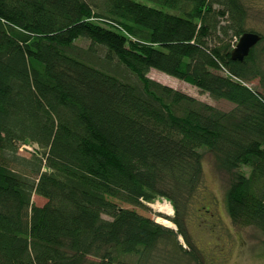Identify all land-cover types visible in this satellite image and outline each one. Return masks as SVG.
Instances as JSON below:
<instances>
[{
	"label": "trees",
	"instance_id": "1",
	"mask_svg": "<svg viewBox=\"0 0 264 264\" xmlns=\"http://www.w3.org/2000/svg\"><path fill=\"white\" fill-rule=\"evenodd\" d=\"M148 1L0 0V264H203L186 214L205 151L232 220L264 234V35L233 60L254 31L242 0ZM100 48L136 80L96 64ZM159 198L176 228L136 208Z\"/></svg>",
	"mask_w": 264,
	"mask_h": 264
},
{
	"label": "rangeland",
	"instance_id": "2",
	"mask_svg": "<svg viewBox=\"0 0 264 264\" xmlns=\"http://www.w3.org/2000/svg\"><path fill=\"white\" fill-rule=\"evenodd\" d=\"M140 1L153 5V2L148 0ZM242 1L248 9L246 28L264 35V0ZM221 18H225L222 19L223 24L228 23L226 17ZM124 34L129 35L125 31ZM238 40L239 38L235 37L233 42L238 43ZM76 43L81 47L87 48L90 41L80 38L76 40ZM262 51H264V42L260 46L258 53L261 54ZM262 56V63L264 65V54ZM105 57L106 51L100 48L97 50V54L93 57V60L96 64H99L102 68L113 74L117 73L119 76L124 77V79L136 80L116 59L112 62H104ZM148 76L220 109H230L233 107V104L230 102L214 99L208 93L200 91L195 86L157 69L152 68ZM254 83L260 86L259 79ZM29 145H22V149H19L21 155L31 156L30 152L25 151L34 150ZM204 155L203 183L195 196V201L186 214L189 235L193 244L199 250L201 249L204 260L203 264H264L263 232L254 226L238 225L232 220L225 205V192L229 185V176L217 168L215 159L209 151H205ZM33 201L35 204L42 205L46 202V199L35 194ZM158 201L171 204L167 199L159 198L154 203H147L148 210L138 206L136 208L141 213L155 218L156 221L176 228L175 223L171 220L175 216L173 205L171 204L173 213L169 215L155 207V203ZM125 206L132 207L129 204H125ZM179 239L188 246L182 237H179Z\"/></svg>",
	"mask_w": 264,
	"mask_h": 264
},
{
	"label": "water",
	"instance_id": "3",
	"mask_svg": "<svg viewBox=\"0 0 264 264\" xmlns=\"http://www.w3.org/2000/svg\"><path fill=\"white\" fill-rule=\"evenodd\" d=\"M262 35L259 32L255 31H247L244 32L238 40L237 45L232 50L231 57L233 60L243 61L245 57H247L251 51V49L257 45V43L261 40ZM181 247L184 250H189V247L186 246L181 241Z\"/></svg>",
	"mask_w": 264,
	"mask_h": 264
},
{
	"label": "bare ground",
	"instance_id": "4",
	"mask_svg": "<svg viewBox=\"0 0 264 264\" xmlns=\"http://www.w3.org/2000/svg\"><path fill=\"white\" fill-rule=\"evenodd\" d=\"M155 207L158 210L164 211L165 213H167L169 215L173 213V207L168 202H160V201H158L157 203H155Z\"/></svg>",
	"mask_w": 264,
	"mask_h": 264
}]
</instances>
